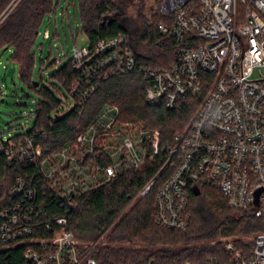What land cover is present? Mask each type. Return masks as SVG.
<instances>
[{"label": "built area", "instance_id": "2783aa9c", "mask_svg": "<svg viewBox=\"0 0 264 264\" xmlns=\"http://www.w3.org/2000/svg\"><path fill=\"white\" fill-rule=\"evenodd\" d=\"M160 12V32L179 46L170 67L141 63L127 34L75 45L72 67L89 83L99 74L141 71L146 100L170 110L194 96L196 110L182 131L164 139L160 129L124 119L118 105L105 104L73 141L50 153L31 137L4 135L0 151L9 160L36 164L42 180L36 188L17 176L10 204L0 210L1 241L26 244L27 264H98L90 251L105 244L97 239L79 246L67 216L45 223L51 236H32V221L44 210L40 192L76 208L86 194L147 165L153 176L137 197L157 186L153 218L161 226L188 228L196 186L218 188L231 207L263 221L249 249L224 236L220 255L182 264H264V0H163ZM78 82L71 97L81 93Z\"/></svg>", "mask_w": 264, "mask_h": 264}, {"label": "trees", "instance_id": "16d2710c", "mask_svg": "<svg viewBox=\"0 0 264 264\" xmlns=\"http://www.w3.org/2000/svg\"><path fill=\"white\" fill-rule=\"evenodd\" d=\"M162 1L156 0L157 8L152 10L146 7V0H79L83 31L91 46L101 38L127 34L141 63L154 68L170 67L179 46L158 28V23L164 20L160 12ZM57 6L55 0H0V50L13 49L21 79L35 89L39 83L42 96L37 109L30 114L34 119L32 128L24 134L13 135L14 138L31 137L44 153H50L73 141L105 104L118 105L124 119L160 129L164 139H170L189 124L197 107L194 96H188L182 107L174 110L156 106L146 100L145 77L141 71L99 74L92 76L89 83L73 69L71 58L52 78L57 79L69 95L77 80L81 93L92 87L93 90L86 98L81 93L73 95L74 105L59 117L57 111L62 101L51 87L43 85L42 76H34L37 37L46 17L55 12ZM3 134L0 130V143L4 142ZM153 170L147 165L140 172L130 173L105 188L90 192L76 208L62 205L49 194L40 192L38 202L44 210L32 221V236H51L52 229L45 223L53 216L69 218L68 227L77 237L79 246L107 232L105 244L90 251L98 264H182L186 260L201 263L223 252L219 239L224 236H240L235 240L244 249L253 245L256 233L263 228L262 219L251 211L231 207L227 197L216 187L196 186V191H192L191 219L186 230L157 224L153 218L157 186L147 195L137 197L153 176ZM19 175L29 186L39 188L42 183L36 164L9 160L0 151V210L10 204V189ZM134 198L135 203L126 210ZM25 249L24 243L7 246L0 238V264H27Z\"/></svg>", "mask_w": 264, "mask_h": 264}, {"label": "rangeland", "instance_id": "374dc122", "mask_svg": "<svg viewBox=\"0 0 264 264\" xmlns=\"http://www.w3.org/2000/svg\"><path fill=\"white\" fill-rule=\"evenodd\" d=\"M55 1L58 3L56 11L46 17L34 47V76H42L43 85L51 87L62 101L63 104L57 111V115L61 117L69 111L73 99L52 75L71 58L75 45H89L90 42L82 28L79 0ZM157 3L156 0H146L145 5L154 10ZM46 30H49L48 38L45 37ZM255 74L257 76L258 71ZM0 84L3 86L0 92V130L4 132L3 135L9 132L12 135L28 132L34 123L30 114L37 109L42 96L39 85L35 89L21 79L19 64L13 58L12 48L0 50ZM135 201L136 198L129 203L126 210ZM107 234L105 232L97 239L105 240ZM239 237L233 236L234 239Z\"/></svg>", "mask_w": 264, "mask_h": 264}, {"label": "water", "instance_id": "95a60500", "mask_svg": "<svg viewBox=\"0 0 264 264\" xmlns=\"http://www.w3.org/2000/svg\"><path fill=\"white\" fill-rule=\"evenodd\" d=\"M37 85H39V83H37ZM193 190L196 191V188L194 187Z\"/></svg>", "mask_w": 264, "mask_h": 264}]
</instances>
